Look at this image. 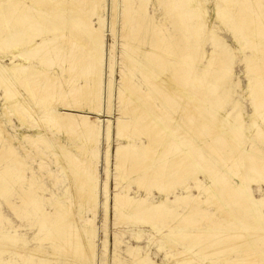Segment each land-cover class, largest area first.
Masks as SVG:
<instances>
[{
    "label": "bare ground",
    "instance_id": "6f19581e",
    "mask_svg": "<svg viewBox=\"0 0 264 264\" xmlns=\"http://www.w3.org/2000/svg\"><path fill=\"white\" fill-rule=\"evenodd\" d=\"M5 1L10 9L6 16L0 13V53L8 51L12 57L18 55L30 61L26 65L17 64L15 67L0 62V84L6 89V102L21 122L28 123L27 115L37 119L36 127L40 137L26 140L35 149L36 146L47 149L50 145L53 150L54 147L56 162L62 165L63 173L70 182L66 190L73 195V200L65 196L55 197L41 183V179L35 181V177L26 178L24 173L28 167L7 143L8 148L1 157L11 164L10 169L21 172L19 181L25 184V187L19 186L21 205L8 206L19 218L32 214L37 221L39 234L47 227L52 228L50 239L57 241L52 246L53 252L49 254L53 260L58 257L57 252H63L66 264H93L95 247L92 231L89 230L93 219L83 220L85 223L80 225L83 212H79V209L81 205L89 206L95 216L98 208L97 146L101 123L104 121L107 148L102 212L105 222L112 210L117 215L116 225L131 222L138 227H150L162 236L164 247H169L170 250L175 249V242L184 243L180 247L182 251L177 250L175 255L166 254L171 260L170 264H204L207 256L219 258L210 264H264V249L257 248L256 240L249 239L252 233L247 231L248 227L257 226L256 230L264 235V198H256L252 189L253 186L264 184V0H184V10L175 9V0H169L167 14L176 11L178 27L183 31L191 27L188 31L191 36H185L181 46L176 40V34L168 32L164 23L162 26L152 23V28L147 24V38L140 45L131 44V40H137L138 34L133 35L132 29L121 25L117 90L113 88L118 60L114 43L108 49L109 60L106 64L109 78L105 83L102 80L103 11L106 0ZM120 1L121 22L127 18L125 6L133 7L138 18L141 12L146 14L147 0H111L109 33L112 39L116 37ZM18 13L24 14L26 20H19ZM65 15H73L76 19H69L71 17L68 16L69 18L64 17V21L61 20ZM4 18L9 19L8 23L3 24ZM44 19L49 22L48 31H58L59 23L64 22V31H58L55 35L61 41L59 45L57 39L45 41L43 38H40L39 43L30 44L33 38L25 30L28 29L39 37L45 29L36 24ZM12 20L19 22L22 31L13 29ZM9 29L12 31L11 37L7 34ZM222 29L230 35L235 47H231L218 35L217 32ZM207 42L211 46L210 52L205 50ZM13 45L22 50L9 51ZM51 48L53 54L49 52ZM46 50L47 53L39 58L37 54ZM234 54L240 58L239 64H243L245 69L247 95L240 81L232 80ZM140 55L143 60L139 61ZM175 59L178 60L177 64L173 63ZM32 60L42 69L33 66ZM60 63L64 64L63 67L59 66ZM50 65L56 66V77L50 70ZM129 65L139 67L138 71L144 75L143 85L132 82ZM14 68H21L26 74H20ZM75 78L84 84L75 88ZM37 79L44 85L38 86L35 83ZM64 85L72 88V91L65 92ZM103 88L108 97L106 107L102 106ZM237 90L249 100L253 111L251 115L245 114L241 104L234 101ZM53 97L57 98L54 101L57 100L61 105V111L54 112L56 102L52 101ZM113 98L114 104L116 99L118 101L120 115L115 121L105 119L110 118L115 111ZM135 113L141 118L139 127L134 125ZM48 127L70 142L79 157L70 146L54 138ZM2 134L6 132L0 125V138ZM135 138L141 143H136ZM113 140L116 141L114 164L109 160ZM123 141H126L125 145ZM22 151L28 155L23 147ZM39 152L43 155L42 151ZM133 160L135 163H130ZM39 167L44 168L43 165ZM168 168L173 169L176 177L181 180L191 175L193 184L183 181L165 182L166 177L157 173H163ZM202 173L207 176L208 185L201 184L196 179ZM128 175H131V185H136L144 194L148 192L147 196L151 189L157 190L161 195L159 201L148 203L142 197L136 199L129 195L125 187L118 190L126 180L129 181ZM112 176L116 184L113 204L110 206L107 184ZM234 180L236 183H233ZM176 189L185 192V195H175V199L168 203V196L174 195ZM194 191L197 195L192 194ZM46 193H50L52 197H46ZM45 204L57 211V221L50 220V215L44 209ZM169 204H181L185 213L173 214L174 210H171ZM231 204L243 210L244 216H235V211L229 213L226 207ZM25 206L31 207V213L25 211ZM209 206H214L216 213H209ZM197 213L201 214H198L199 222H203L205 226L195 220H189L183 226L181 222L176 223L184 214L187 216ZM220 213L225 217H234L233 220L236 221L235 229L223 228L220 231L219 228L220 234L226 236V242L232 244L210 251L206 244L213 240L215 227L220 226V221L225 219ZM5 221L0 216V224L4 225ZM168 223L170 226L166 225ZM186 223L190 229H187ZM161 227H168V233L162 235ZM243 229H247L245 234L240 233L243 238L234 242L232 235ZM18 232L14 226L12 230L0 229V252L11 254L10 258L1 260L0 264H20L19 261L12 262L11 258L18 257L23 263L27 256L37 259L29 264H43L41 259L47 256L46 249L44 251L40 247L28 246L24 234ZM141 233L142 230H138V234ZM105 234L108 235L107 231ZM157 237L158 235H152L150 242H154ZM106 247L104 245L103 248L105 255ZM126 249L132 259L131 264H146L139 247ZM22 255L25 257L20 258ZM197 255H201L203 261L196 260Z\"/></svg>",
    "mask_w": 264,
    "mask_h": 264
},
{
    "label": "rangeland",
    "instance_id": "374dc122",
    "mask_svg": "<svg viewBox=\"0 0 264 264\" xmlns=\"http://www.w3.org/2000/svg\"><path fill=\"white\" fill-rule=\"evenodd\" d=\"M2 1H3V4H2ZM110 1L111 0H106V3L104 4V11H103V16H104V19H105V23L103 25V34H104V38H103V52H102L103 53V58L101 60L102 72H103L102 80H103V83H105L108 80V78H109L108 77V66H107L108 64H106V63H108V60H109L108 59L109 58L108 49L110 48L112 43H114L113 45H115V47H116L115 48L116 60L117 59L118 60L116 61L117 62V64H116L117 69L115 67V71H116L115 74L116 75L114 76V80H113V83H114L113 84V88L114 89L116 88V90H117V88L119 86V83H118L119 82V76H118V71L117 70H119V67H120V65L118 63H119V57H120V54H121L120 44H121V41H122V39L120 38V29H119V28H121V25H124V26L127 25V26H125L127 29H130V30L132 29L131 32L133 33V35L134 34H138L137 40H131V44L132 45H140L142 43V41L146 40V38H147V34H146L147 33L146 32L147 24H148V26H150V28H152V26H151L152 23L154 25H156V26H160L161 24L164 23L165 24L164 28H168L167 29L168 32H170L172 34H176V40H178V44L180 43L179 46H181V44L184 43L185 36L186 37H190L191 36L188 33V31H189V29L191 27L187 31H185V30L183 31V29L178 27V21H177L178 19L175 16L176 15L175 14L176 13L175 10H173V12L171 11V13H170L171 15L167 14V7L169 5V0H159L158 2H157V0H147L146 14H144V12H141L140 13V18H138L137 15L135 14L134 10L132 9L133 7L131 8L129 6H125L124 10H126V12H127V14H126L127 18L124 20V22H121V16H120L121 13L120 12H122V7H121L122 3L120 1L119 5H118V18H119V20H117V23H116L117 25H116V28H115L116 37H114L112 39V36L109 33V27H110V24H111L110 23L111 22L110 21V7H109ZM133 1L136 2L137 0H133ZM162 1L165 2V3H162ZM181 1H182V3H181ZM183 3H184V0H175V9L176 8H180V9L184 10L185 3L184 4ZM9 9H10V6L7 5V2L5 0H0V13L3 16H6V12H8ZM42 11H45V10H42ZM19 14H21V13H18V19L19 20L21 19V21H25L26 20L25 15L24 14L19 15ZM151 15L152 16L154 15V17H152ZM68 16L69 15H65V16L61 17L60 19L63 20V21H64V17L65 18L71 17L69 19H72V20L76 19L75 17L73 18V15L69 16V17ZM24 17H25V19H24ZM133 17L136 20L133 19ZM142 17H143V19H142ZM8 20L9 19L4 18L3 24L8 23ZM63 21L61 23H59L58 31H62V30L64 31V22ZM186 21H188V20H186ZM12 23L14 24L13 25L14 26L13 29L16 28L15 30H17V31H20L22 29L21 25L19 24L18 21L15 22V20H12ZM139 23H140V25H138ZM187 23H189V22H187ZM129 24H130V26H129ZM48 25H49V22H47V19H44V20H42L41 23L39 22V23L36 24L37 27L39 26V27L45 29V30L42 31V34H43L44 37L42 36L41 33H40L41 35L38 37L32 31H30L28 29L25 30L26 32H28L27 33L28 36L33 38V41H31L30 44L33 45L34 43H39L40 38H43L45 41L47 39H50V40H53V39L56 40L57 39V42H58V45H59V42H61L60 39L55 38L56 32H58V31H54L52 29L48 31L47 30ZM214 25L218 26V24L216 22H214ZM164 30L162 29V31H164ZM117 31H118V34H117ZM11 32L12 31L10 29H9V31H7V34L10 37L12 35ZM141 33H142V36H141ZM217 33H218V35L220 37H223L224 40H226V42L231 47H235L234 43L232 42V39H231L230 35L226 31H224L222 29V31L220 30ZM208 43L209 42H207V44L205 46V50H207V52H210L211 51V48H210L211 46ZM14 46L15 45H13L12 48L9 49V51H11V50L13 51V49L16 52L22 50L19 46H16L15 48H14ZM7 52L8 51L0 53V62L2 64L8 65L10 67H15L17 64L26 65L28 62H30V61H28V60H26L24 58L19 57L18 55H16L15 57H12ZM45 52L47 53V50L39 52L37 54L38 57L39 58L42 57V55H44ZM49 52H50V54H53L54 53L53 52V48H51L49 50ZM234 56H235V54H234ZM142 58L143 57L140 55V58L138 60L139 61L143 60ZM239 59H240L239 57L235 56V59L233 61V63H235V65L233 67L234 75L232 77V80L233 81L239 80L240 81V85L243 87V89L246 92L245 95H247L248 94V87H247L248 81L245 78L244 66H243V64H239ZM177 61L175 59L173 63L177 64ZM161 62H163V61H161ZM31 64L33 66H35L36 68H38V69H42V67L40 65H38V63L36 61H33ZM60 65L63 67L64 64L60 63L59 66ZM49 68L53 72V75L56 77L57 76V72L54 71L56 66L55 65H50ZM138 68H135L133 65H129V67H128L129 74L131 75L132 82H134L136 85L141 86L144 83V75H142V73H140V71H138L139 70ZM14 69H16V71L19 72L20 74H23V75L26 74V72L23 69H21V68H14ZM130 70L131 71L133 70V71L131 72ZM132 73H133V76H132ZM74 80H75V83H76L74 85L75 88H77L78 86H81V85L84 84V82L81 81V80L77 79L78 80L77 81L76 78ZM37 81H38V79H37ZM37 81L35 83L38 86H40V85L43 86L44 85L41 82H39V81L37 82ZM2 87L3 86L0 84V125H2V128L4 129L6 134H2L1 138H0V216H3V218L6 219V221L3 223L4 225L0 224V229L2 228L3 230H5V229L6 230H12L13 226H14V229L19 231L18 234H21V235L24 234L25 235V236L23 235V237L24 238L26 237L25 243L28 246H30V247H34V246L35 247H40L44 251L46 249L45 252L47 254L46 257L48 258V260H47L46 257L42 258L41 260L43 261V264H47V263L48 264H66L65 258H64L65 256L63 255V252H60L61 254H59V252L56 253L58 255V257H57L58 259L57 258L54 259L55 261L53 260L52 256L49 255L51 251L53 252V248H52L53 244L56 245V243H57V241H54V240L51 241V239H50L51 238V234L53 233L52 228L47 227V228H45V231L43 233L39 234L37 221H36L35 218H33L32 214H29L28 216H23V217L19 218V217H17V215H15L12 212L11 208H9L10 206H8V204H10L12 207L21 205V203H20V193H19V192H21V188L19 186L25 187V184L24 183H20V181H19L20 180L19 177L21 176V172L19 170L14 171V170L10 169L11 168V164H9L5 160H3V157H1V156H3L2 153H5L6 149L8 148V144L7 143H9L14 148V150L16 151L18 156L23 160L24 164L30 170L29 171L27 168L25 169L24 175H25L26 178L28 177V179H30L31 177L32 178L35 177L34 178L35 181H39L41 179V183H43L51 191L50 193L52 195H54L55 197L56 196L57 197L65 196V197H68L70 200H73V198H72L73 195H72V193H69L66 190L67 187L70 185V182L67 180V178L65 176V173H63L62 165L58 164L56 162V158H55V155H54L55 154L54 147H53V150H52V148H51L52 146H50V145H49V148H47V149L43 148L41 146L38 148V146H36V149H35V147L32 144H30L31 142H29V141L27 142L28 139H33L34 140V139H38L40 137V132H38V129L36 127L37 119L35 117H30V116L27 115V119H28V123L26 122L27 124L25 122H21L20 120H18L16 118L15 114L12 113L13 111L11 109H9L10 107H9V105L6 102V99H5V96H6L7 92H6V89L4 87L3 88ZM63 89H64L65 92H71L72 91V88H69L66 85L63 86ZM236 94L238 96L236 95L234 97V101H237V102H239L241 104L245 114L251 115L253 113V111L251 109V106L249 105L250 104L249 100L247 98H244V96L241 94L240 90H237ZM55 99H57V98H55V97L52 98V101L54 103L56 102L55 107H54L53 110H54V112L55 111L56 112L61 111L62 107L57 102V100L54 101ZM101 99H102V106L106 107L107 106V102H108V97L106 95V92H105L104 88L102 89ZM5 103H6V105H5ZM112 103H113V106L115 105L113 107V108H115V111L111 115L110 118H105V119H111L112 121L113 120L115 121L116 118H118V116H120L119 113H118V101H117V99L115 100V104H114V98H113L112 99ZM165 107L167 109L169 108V106H167V105H165ZM8 110H9V112H8ZM87 116L89 117L90 115H87ZM134 118L136 120V121L134 120V122H135L134 125L137 124V126L138 125L140 126L141 125V120H139V119H141V118H139V115L135 113L134 114ZM179 120H181V118ZM105 124L106 123L104 121L101 123V135H100V140H99V143H98V146H97V151L99 152L98 185H97L98 208L96 210L95 216L92 215V211H91L89 206L87 207V206L81 205L80 209L81 208L82 209L81 210L79 209V212H83L82 213L83 214V218L80 221V225H83L85 223V221H83V220H92L93 219L92 225L89 226L90 232L92 231V233H91L92 235L91 236H93L92 240H93L94 247H95L93 264H103V263L104 264H112V263L115 264V262H116V264H124L123 262H125V264H131L132 259H131L130 255L128 254L126 248L135 247V246L140 248L141 256L144 258V261H145L146 264H152V263H155V264H168L171 260L169 261L168 257H166V254L169 253V254L175 255L177 250L178 251H182V249L180 247H182L183 246L182 244H184V243H182V242L176 243L175 242L174 243V244H176V245H174L175 249L173 248V249L170 250L169 247H164L165 245L163 244L162 236H160L157 232L153 231L150 227H138V226L133 225L131 222H123V223H119V224L116 225V221L115 220L117 218V215L112 210H111V213L109 215L108 221L107 222L104 221L103 212H102V203L104 202L105 194L102 191V188H103V184L105 182V173H104L105 164H104V159L106 157V148H107V144H106V142L104 140V127H105ZM137 126H135V127H137ZM48 129L51 130V133L54 136V138H56L57 140H60L61 142L65 143L68 147L70 146L69 148L71 150H73V153L78 155L75 152V150L72 148L73 147L72 144L70 142H67L66 140H64L63 136L60 133L53 131L50 127H48ZM138 140L139 139L135 138L136 143L140 144L141 142H140V140L139 141ZM17 142H19V143H17ZM75 143H77V141H75ZM125 144H126V141H125V143L123 141V145H125ZM22 147L28 152V155L22 151ZM115 149H116V141L113 140L111 145H110V152H109V160H110V163H112V164H114V160H115V156H114L115 155V152H114ZM50 150H52V151H50ZM39 151H42L43 155H40ZM78 157H79V155H78ZM134 161L135 160H133L130 163H133ZM130 163L128 164L129 166H130ZM41 165L44 166L43 169H40L39 166H41ZM29 172H32L33 174L31 173L32 175H30ZM161 172L157 173V174L158 175L160 174V176L161 175L165 176L166 177V181L165 182L177 181L176 183H180V182L183 181V182H188L190 184H193V177L191 175L183 177L182 180H181V179H178V177H176V172H174V170L171 169V168H168L163 173H161ZM16 176H17V179H16ZM41 176H42V178H39ZM128 176H129L128 177L129 181L126 180L125 183L120 185V188L118 190H121L122 188L125 187V188L128 189V194L129 195H131L132 197H135L136 199H138L139 197H142V199H146V201L148 203H155V202L159 201L161 195L159 194V192L157 190H154V189L152 190L151 189L150 190V194L147 196L148 192L144 194L142 192V190L140 191L137 188L136 185H134V186L131 185V182H130L131 181V178H130L131 175H128ZM155 177H158V176L155 175ZM196 179H198L201 182V184L208 185V178H207V176L205 174L202 173V176H201V174H199ZM19 183L21 185H19ZM128 183H130V184H128ZM176 183L174 182V184H176ZM233 183H236V181L234 180ZM115 184H116V181L114 180V176H112L111 179L108 180V184H107L108 185V192H109V196H108L109 202H110V198H111L110 206L113 204L112 196L115 193V191H114L115 190ZM174 187H176V185H174ZM252 189H253V194H254V196L256 198H258V199L259 198H264V191H263L264 190V184L259 185V186H253ZM50 193H46L45 196L49 197V198L52 197ZM181 194L185 195V192H183V191H181L179 189L178 190L176 189V192H175L174 195L170 194L168 196V203L172 202L175 199V197H174L175 195L176 196H180ZM192 194L193 195L194 194L197 195V192L194 191V192H192ZM202 198H204V195H202ZM62 201H64V200H62ZM169 205H170L171 210H174V212L172 211L173 214H175V213L176 214H178V213L179 214H183V212L185 213V211H183L184 207L181 204L180 205H172V206H171V204H169ZM49 206H50L49 204H45L44 209L50 215V220H52V222H55V221H57V218H58L57 214L58 213H56L57 211H55L52 207H49ZM227 207H226V210L229 213L231 211H235L236 212V213H234V214H236L235 216H242V217L244 216V211L241 210L240 208L237 209V206L231 204L229 207L232 208V210L229 207L228 208ZM30 209H31L30 206H27V207L25 206V211H27L28 213H31ZM207 211L209 213H212V212L216 213V210H215L214 206H209ZM239 211H240V214H239ZM198 214L199 213L194 214V215H189L188 214L187 216H186V214H184V216H182V218H179L176 221V223L177 222H181V224L183 226V225H185V222H187L189 220H193V221L195 220V222H198L199 224L204 225L203 222L202 223L199 222V215L201 216V214H199V215ZM115 215H116V217H115ZM197 215H198V217H196ZM220 215H222L223 218H225L222 221H220V226L221 227L219 225L217 227H215L214 234L212 233L213 234L212 235L213 236V240H211L210 242L206 241L207 242V244H206L207 249L210 250V251H213L216 248L221 247L222 245L228 247L230 244H232V243L226 242V239H227L226 236L221 235L220 231L221 230L223 231L224 229H235L236 228V226H235L236 221L233 220L234 217H231V218L229 216L225 217L222 213H220ZM192 218H194V219H192ZM229 221H230V223H229ZM166 225L170 226L169 223L166 224ZM222 225H223V227H222ZM186 227H187V229H190V227L187 225V223H186ZM219 228H220V231H219ZM166 229L168 230V227L167 228L166 227H164V228L161 227L160 228V231H161L162 235H165L166 233H168V231ZM256 229L258 230L257 226L248 227V230L247 229H245V230L243 229L242 231L236 233V235L235 234L232 235L233 241L236 242L238 240H241L243 238V236H241L240 233L241 234H245L246 230H247L249 233H252V234H250L249 239H252L253 241L256 240L257 248L264 249V235L262 233H259ZM53 230L55 231L56 229L53 228ZM138 230H142V233L138 234ZM105 231H107L108 235L105 234ZM46 235H47L48 239L45 237ZM152 235H158V237L155 239L154 242H150V240L152 239ZM251 236H252V238H251ZM215 237H216V239H215ZM39 238H40V241H39ZM135 238H136V240H135ZM224 238H225V240H224ZM29 240H31V241H29ZM164 240H167V239H164ZM214 242H216V244H212ZM104 245L107 246L106 247V249H107L106 255L103 252ZM160 247H164V248L160 249ZM0 254H1L0 255V261L1 260H6V259L10 258L9 256H11L10 253H7L5 251H1ZM119 256H120V258H119ZM230 256L233 257V254H230ZM23 257H25V256L22 255L20 258H23ZM198 257H199V259H198ZM208 257L209 256L206 257L207 259L205 261L204 255L202 254V258L204 259V264H208L207 262H209V264H210V263L216 261L217 259H219L217 257L216 258L215 257L208 258ZM26 258H27V260H25L23 263L20 261V259L18 257H16V258L12 257L11 261L12 262L13 261H15V262L19 261L18 263H20V264H29V262L33 263V262L37 261V259L31 258L29 256H27ZM51 258H52V260H51ZM116 258H117V260H115ZM202 258H201V255H197L195 259L203 261ZM113 259H114V262H113Z\"/></svg>",
    "mask_w": 264,
    "mask_h": 264
}]
</instances>
